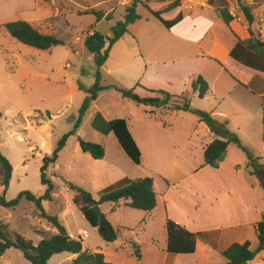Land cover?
<instances>
[{
  "label": "crops",
  "instance_id": "crops-1",
  "mask_svg": "<svg viewBox=\"0 0 264 264\" xmlns=\"http://www.w3.org/2000/svg\"><path fill=\"white\" fill-rule=\"evenodd\" d=\"M55 1L0 0V31H5L2 28L5 23L23 20L38 32L51 35L53 26L49 24V19L60 14ZM225 1L233 17L228 23L220 17L217 7L210 5L207 0H180L182 20L170 29H166L159 22L166 32L156 25L157 23L149 25L150 18H153L151 15L144 17L139 15L140 19L129 24L127 32L111 46L107 60L100 69L101 85L109 88L116 85L134 87V91L140 96L149 94L142 87L152 90L161 89L176 95L188 94L191 103L194 99L195 102L196 100L202 102L195 103L193 109L206 111L216 121L225 123L226 128L239 138L241 144L255 157L260 158L258 163L262 165L264 164V75L234 64L228 59V54L237 40L245 41L251 37L249 29L256 37L264 40V3L255 8H253L255 5L251 7V3H247L253 16V21L249 25L243 13V6L240 5V10L237 11L232 3L236 0ZM125 2L128 4L129 0ZM121 14L123 19L125 8ZM112 18L109 21H112ZM103 20L105 19L96 20V23ZM114 24L110 25V29ZM149 28H153L158 33L157 40L147 39L146 32ZM92 32L98 31L94 28ZM110 36L111 31L104 37ZM90 58L92 60V54ZM199 75L208 85L203 98H199L197 92L192 93L190 88L192 80ZM233 75L243 79L246 85L237 82ZM119 81H126L127 85ZM105 90L98 93L92 105ZM123 100L127 102L125 104L129 108L132 106L137 109L130 103L131 100L124 98ZM138 106L144 111L145 118L160 115L164 119L163 117L168 114L177 116L182 112L170 111L162 107ZM98 112L107 120L115 118L126 120L127 127L141 152V162L138 167L143 169V150L132 131L130 118L133 114H113L115 113L113 112L110 113L111 116H107L101 110ZM183 123L185 124L174 125L170 122L166 124L160 120L152 132L147 125L140 127L147 133L145 135L151 134L149 135L151 137L155 135L160 137L161 134L172 136L179 127L185 132L178 135L179 150L176 152L167 148V142L158 137L153 146H148L152 163L147 171L164 182L157 187L153 174H144L145 177L153 180L156 207L150 212L140 211L144 215L139 216L144 218H141L136 226L123 225L119 229L122 234L124 233V241L132 240L131 234L127 235L126 231L144 232L147 218L151 219L159 212L158 214L164 218V222L162 221L164 230L166 220L170 219L196 234L195 252L175 255L188 258L192 264H224L226 260L221 252L231 244L249 241L250 249L257 247L258 239L254 224L262 219L264 213V190L259 185L258 179L249 174L248 160L236 144H228L226 156L218 168L205 165L204 149L218 136L212 133L197 116L195 122ZM110 134L112 133L105 136L108 137ZM101 144L105 148L104 157L100 160L92 158L95 161H104L106 158L105 142ZM157 160L161 161V164L156 165ZM189 161H195V164L190 166L187 164ZM177 162L180 164L176 165ZM169 163L173 165L170 169ZM96 178L98 177L92 175L91 180ZM118 180L120 178L114 182ZM51 201L43 200L42 206L44 207L45 202ZM126 202L121 200L109 204H112V207H127ZM66 230L74 238L68 229ZM151 241L154 242L152 238ZM164 247L166 250V240ZM155 251L156 247H151L150 253L153 258L156 255ZM248 264H264V250Z\"/></svg>",
  "mask_w": 264,
  "mask_h": 264
},
{
  "label": "rangeland",
  "instance_id": "rangeland-1",
  "mask_svg": "<svg viewBox=\"0 0 264 264\" xmlns=\"http://www.w3.org/2000/svg\"><path fill=\"white\" fill-rule=\"evenodd\" d=\"M131 3L132 0H129L128 4L125 0H56L55 6L60 14L52 16L49 24L53 26L51 35L61 39L63 44L47 51L24 45L5 31H0V152L8 159L13 169L5 194L6 200L14 199L22 191H29L35 197L44 194L45 186L40 182L39 171L42 157L51 154L59 139L73 129L82 101L94 82L95 66L90 53L84 46V39L94 31V28L105 36L110 32V25L123 20L121 12ZM232 3L237 11L240 10V5H247L246 0H236ZM250 3L251 7L255 5L253 7L255 8L262 5L264 0H250ZM90 9L110 14L113 17L112 21L103 20L96 23L95 16L83 14L85 10ZM135 9L138 15L143 17L150 15L140 5H137ZM150 19L149 25L157 23L156 25L166 32L155 18ZM146 35L151 41L158 39V33L153 28H149ZM106 47L107 41L103 49ZM106 81L109 82V80ZM120 82L127 85L126 81ZM119 88L129 89V87ZM146 96H152V94L149 93ZM123 101L117 91L109 88L103 91L94 105L92 103L88 108L76 135L67 139L56 163L46 170L54 190L53 200L45 202L43 209L47 215L57 217L74 238H79L83 231L86 232V236L81 237L83 251L101 252L105 255L107 262L192 264L186 257L166 252L164 247L166 234L164 223H162L164 218L158 214L159 212L157 216L147 218L144 232L126 231L127 235L131 234L132 240L124 241V233L122 234L119 227L136 226L137 222L144 218L139 215L144 213L129 207H112L109 203L102 205L101 211L119 230L117 240L106 243L72 202L73 193L67 183L80 188L85 187L84 190L97 196L102 189L113 184L118 178L136 179L144 178V174H153L147 171L152 163L148 146L154 145L158 135L155 137L149 136L151 134L145 135L147 133L140 127L147 125L152 132L160 120L166 124L170 122L178 125L185 124L183 123L185 121L195 122L196 119V115L191 112H180L177 116L168 114L163 117L164 119L160 115L145 118L140 106L130 102L137 109L132 106L129 108L125 104L127 102ZM195 103L202 102L198 100L195 102L194 99L191 103L192 108H195ZM162 109L173 110L171 105ZM98 110L107 116H111L110 113L113 112H115L113 114H133L130 118L132 131L143 150V169L124 154L113 134L106 137L91 128V119ZM183 132L185 131L182 127H179L172 136L161 134L158 138L164 139L167 142L166 147L176 152L179 150L178 135ZM76 136L92 143L105 142L107 155L104 161H95L88 154L83 153ZM159 164L161 161L157 160L156 165ZM179 164L176 163V165ZM187 164L194 165L195 161H189ZM171 166L173 165L169 163L168 168L170 169ZM92 175L98 178L91 180ZM261 176L264 183V175ZM153 177L157 187L164 184L156 175L153 174ZM0 222L7 225L11 233H19L34 245L42 238H48L57 232L48 220L39 216L36 206L24 199L14 208L0 207ZM131 243H136L139 247L142 255L139 260L133 254ZM153 246L156 247L154 258L150 253ZM74 258L75 255L70 253H60L52 256L49 263L72 264L71 260ZM0 264H29V262L24 259L19 250L8 249L0 257Z\"/></svg>",
  "mask_w": 264,
  "mask_h": 264
},
{
  "label": "trees",
  "instance_id": "trees-1",
  "mask_svg": "<svg viewBox=\"0 0 264 264\" xmlns=\"http://www.w3.org/2000/svg\"><path fill=\"white\" fill-rule=\"evenodd\" d=\"M48 1V0H44ZM210 5L217 7L220 17L225 23L233 19L230 15L225 0H207ZM144 7L149 14L160 22L166 29H170L183 18L182 4L180 0H132L130 6L125 8L123 20L117 21L110 29L111 36L104 37L99 32H92L84 39L86 50L92 54V61L95 66L94 82L87 90V95L83 99L79 108L78 117L75 120L73 129L64 134L57 142L51 154L42 157V165L39 168L40 182L45 186V192L39 197H35L29 191H22L12 200H6L5 194L9 186L12 175V166L8 159L0 152V207L14 208L24 199L33 203L41 218L48 220L56 229V233L48 238H42L37 244L25 239L19 233H11L7 225L0 222V257L8 249L19 250L24 259L29 264H50L52 256L60 253H70L75 255L71 260L72 264H113L105 260L101 252L83 251V240L81 237L72 238L66 228L59 222L57 217L47 215L43 209L42 201H51L54 185L46 175L47 168L54 164L58 158L59 152L64 148L67 139L76 135L77 129L88 110L90 104L96 100L98 93L109 87L101 85L100 69L107 60L111 46L119 40L126 32L128 25L140 19L135 7L137 5ZM243 6V13L249 25L253 21V16L247 5ZM84 15L91 14L96 20L104 18L109 21L110 14L104 15L94 9L85 10ZM2 28L18 42L37 50L46 51L54 46L63 44L61 39L54 35H44L38 32L29 23L23 20L8 22L2 25ZM251 37L245 41L237 40L228 54V59L234 64L254 72L264 75V40L256 37L249 29ZM107 47L103 49L105 42ZM233 78L242 85L246 82L240 77L233 75ZM122 98L129 99L137 105L152 106L155 108L167 107L171 105L174 111L191 112L199 120L207 125L209 130L217 138L213 139L204 149V164L212 168H218L226 156L228 144L233 143L245 154L248 160L249 174L255 176L259 185L264 190V183L261 175H264V164H259L260 158L255 157L247 147L243 146L239 138L231 133L225 123L216 121L212 115L206 111L193 109L191 107V98L188 94H170L165 90H152L142 87L152 96H140L134 90V87L123 89L112 87ZM191 92H197L199 98H203L208 90L206 81L199 75L190 83ZM90 126L93 130L102 135L112 133L117 139L124 153L136 165L141 162V152L133 139L126 120L115 118L107 120L100 112L95 113L91 119ZM77 137L78 145L83 153L95 160L104 157L105 151L101 144L92 143ZM220 137V138H219ZM72 191V202L83 214L87 222L96 228L101 239L106 243H113L119 236V230L114 228L106 215L101 211V206L107 203H117L121 200L127 201L126 206L143 212L152 211L157 204L156 193L153 187V180L150 177L128 178L123 177L113 184L102 189L99 194L94 196L90 192L80 188L72 183H67ZM166 230V251L171 254H192L196 249V234L179 226L170 219L165 222ZM254 231L258 239V245L255 249H250L249 241L243 243H233L221 252L226 262L224 264H248L255 256L264 250V213L262 219L254 224ZM133 254L136 259H140L141 254L136 243H131Z\"/></svg>",
  "mask_w": 264,
  "mask_h": 264
},
{
  "label": "built area",
  "instance_id": "built-area-1",
  "mask_svg": "<svg viewBox=\"0 0 264 264\" xmlns=\"http://www.w3.org/2000/svg\"><path fill=\"white\" fill-rule=\"evenodd\" d=\"M246 2L249 3L250 0H246ZM82 236H86V232L83 231V232L80 234V237H82Z\"/></svg>",
  "mask_w": 264,
  "mask_h": 264
}]
</instances>
